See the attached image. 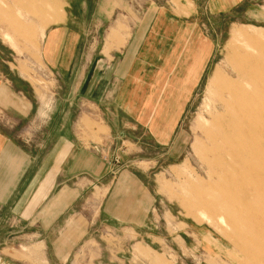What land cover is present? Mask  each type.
<instances>
[{
    "label": "rangeland",
    "instance_id": "374dc122",
    "mask_svg": "<svg viewBox=\"0 0 264 264\" xmlns=\"http://www.w3.org/2000/svg\"><path fill=\"white\" fill-rule=\"evenodd\" d=\"M48 1L0 0V53L6 72L23 81L30 106L10 132L31 156L47 157L60 131L76 126L81 113L103 125L98 112L111 99L110 71L125 49L102 52L105 34L117 23L127 24L132 36L144 14L159 19L165 34L152 38L133 69L146 82H158L166 96L179 82L185 96L191 92L188 99L153 102L158 114L165 113L155 119L169 129L165 137L123 126L121 111L114 114L124 137L96 138L91 128L78 134L75 127L76 142L112 163L113 171H123L117 202L129 211L127 225L133 228L95 226L67 264L86 239L97 248L80 252L79 264H264V0H71L76 18L71 31L79 37L80 56L73 62L91 77L87 97L74 89L78 76L70 84L43 58L41 40L53 26L30 28L46 22L39 12H50ZM100 17L103 23L97 24ZM183 19L191 27L188 40L177 35L175 21ZM38 86L39 99L49 101L41 119ZM90 193L86 189L83 197ZM9 218L0 220V246L20 245L23 230L30 229L27 222Z\"/></svg>",
    "mask_w": 264,
    "mask_h": 264
},
{
    "label": "crops",
    "instance_id": "0c3cea01",
    "mask_svg": "<svg viewBox=\"0 0 264 264\" xmlns=\"http://www.w3.org/2000/svg\"><path fill=\"white\" fill-rule=\"evenodd\" d=\"M52 1H55L59 8L52 13L48 8H44L39 13L47 16L44 18L46 22H33L30 28L53 26L51 30L45 31L41 40L43 58L57 77L65 79L68 76L70 84L78 76L79 81L74 89L79 90L81 96L87 97V91L92 88L91 77L88 79L86 68L79 72L78 66H74L80 56L76 52L79 37L72 35L71 31L72 25L75 24L71 19L76 20L70 13L72 1ZM124 19L133 24L132 20L125 16ZM100 21L103 23L101 17L96 23L99 24ZM159 22L155 16L144 14L139 19V30L132 36L128 25L121 26L119 23L105 34L102 50L105 55L112 49H125L123 57L110 71L111 99L108 104L103 105L102 111L98 112V119L103 121V125L81 113L76 126L71 127V130L66 129L65 132L60 131L57 142L50 146L49 154L40 161L38 156H31L18 144L10 132L11 125L22 120L30 106L24 97L23 81L12 72H6V62L0 53V119L3 116L6 118L4 122L0 121V220L5 215L8 218L12 216L9 219L13 222L22 220L30 227L23 230L25 239L20 245L0 246V264H67L71 251L79 245L82 236L94 230L95 226L101 225L111 230L133 228L127 225L132 221L129 211H124L123 204L117 202L119 192L116 187L122 186L121 180L125 179L123 171H113L112 163L103 162L84 143L76 142L75 127L78 134L86 128H91L96 138L102 135H109L110 138L115 135L124 137V132L118 130L121 124L115 122L120 119L123 120V126L128 125L126 127L131 130L144 129L145 133L149 134L159 132L162 137H165L166 132L169 133V129L156 124V118L163 119L165 113L158 114V106H154L153 102L188 99L191 92L185 96L183 85L179 82V88L166 96L160 91L158 82H146L145 75H137L133 69L138 54L150 46L152 38L159 40L158 38L165 34V29L159 28ZM175 24L179 27V38L184 37L191 28L184 19L175 21ZM189 35L185 36L187 40ZM166 36L168 39L169 35ZM180 41L176 44H180ZM167 45L169 50L173 47L169 39ZM197 74L198 72L193 78L194 81ZM49 84V87L43 89L50 88ZM116 84L119 88L113 87ZM175 84L177 85V82ZM157 86L158 89L153 94L151 91ZM35 89L38 99L41 98L39 86ZM39 101L42 109L38 117L41 119L49 101ZM120 111L125 118L116 119L114 113ZM166 126L169 127V124ZM137 164L148 165V162ZM131 177L134 178L132 174L129 179H132ZM86 189H90L91 193L88 197H83ZM5 237L11 239V232ZM14 237L17 238L15 235ZM96 248L93 239L82 241L79 252L72 257L71 263L79 264V253L84 249L91 254ZM20 250L26 254L25 257L14 256V253Z\"/></svg>",
    "mask_w": 264,
    "mask_h": 264
},
{
    "label": "bare ground",
    "instance_id": "6f19581e",
    "mask_svg": "<svg viewBox=\"0 0 264 264\" xmlns=\"http://www.w3.org/2000/svg\"><path fill=\"white\" fill-rule=\"evenodd\" d=\"M52 2V3H51ZM48 5H49V8H50V12L52 13V12H54V10L55 9H58L59 8V5L58 4H56L55 3V1H52V0H49L48 1ZM60 13V12H59ZM57 18V17H56ZM255 71V70H254ZM216 78V77H215ZM213 79H214V76H213ZM214 84V83H213ZM230 84V83H229ZM257 85V84H256ZM263 88V87H262ZM255 92V91H254ZM264 93V92H263ZM256 97V96H255ZM231 100V99H230ZM229 100V101H230ZM227 104V103H226ZM227 106H228V104H227ZM226 106V107H227ZM228 109V108H227ZM232 109V108H231ZM230 110V109H229ZM253 110H255V109H253ZM253 112V111H252ZM233 113V112H232ZM230 114V113H229ZM255 115V114H254ZM229 116V115H228ZM231 119H233V118H231ZM226 120V119H225ZM257 120V119H256ZM231 121V120H230ZM233 121V120H232ZM228 122V121H227ZM262 122V121H261ZM259 123V122H258ZM251 124V123H250ZM253 124V123H252ZM227 125V124H226ZM247 132V131H246ZM263 145V144H262Z\"/></svg>",
    "mask_w": 264,
    "mask_h": 264
}]
</instances>
